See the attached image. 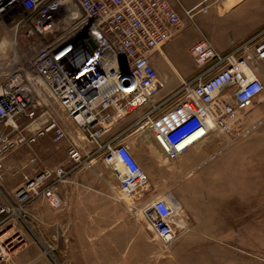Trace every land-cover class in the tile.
<instances>
[{"label": "built area", "instance_id": "1", "mask_svg": "<svg viewBox=\"0 0 264 264\" xmlns=\"http://www.w3.org/2000/svg\"><path fill=\"white\" fill-rule=\"evenodd\" d=\"M23 18L29 20V34L48 38L35 51L31 65L47 87L49 97L115 172L124 194L143 189L147 178L127 143L117 142L116 136L102 141L111 125L143 109L137 122H142L165 156L174 160L211 134L225 146L236 135H243L246 130L240 132L239 126L244 111L264 91V29L227 53L217 51L201 33L190 53L202 70L156 100L165 81L150 57L180 25V15L168 0H0V20L20 22ZM83 27L91 33V41H83L86 44L73 65L58 62L73 48L78 41L74 36ZM29 92L18 75L0 84V178L2 160L8 153L48 133L54 142L68 139L67 158L72 166L92 159L78 137H68L66 126L52 115L40 126L29 128L39 119L38 101L30 100ZM21 117L30 120L23 129L17 122ZM68 171L58 166L34 178L24 176L23 184L14 192L15 202L0 201V231L34 196L41 194L57 207L59 200L50 180L57 181ZM142 209L159 240L171 242L179 207L155 196ZM12 249V240L0 241V262ZM52 264L65 263L55 260Z\"/></svg>", "mask_w": 264, "mask_h": 264}, {"label": "rangeland", "instance_id": "2", "mask_svg": "<svg viewBox=\"0 0 264 264\" xmlns=\"http://www.w3.org/2000/svg\"><path fill=\"white\" fill-rule=\"evenodd\" d=\"M187 10H190L188 14L183 10L179 12L180 25L176 28L185 38L199 32L219 41L249 33L254 35L264 29V0H200L194 9ZM29 29L27 18L20 22L0 20V84L18 75L30 90L29 99L38 101L36 114L39 119L29 128L34 129L44 122L39 121L52 115L66 126L68 137H78L90 158L101 159L92 143L49 97L47 87L33 69L31 58L48 38L29 34ZM156 69L165 81L158 93L165 95L163 97L178 88L180 81L201 70L190 65V69L184 71L186 77L180 78L179 72L164 66ZM138 111L111 125L101 139L105 141L116 136V141L120 142V138L125 137L134 158L137 161V156L144 158V164L138 161L147 178L145 187L140 189L143 196L139 216L144 219L142 208L151 198L173 196L174 181L178 177L176 167L180 162L186 164L185 174L195 180L191 189L194 204L184 210V228L180 229L174 221L175 236L171 242H161L148 222L144 231L150 239L149 245H135L132 253L118 255V262L114 264H264V91L244 112L239 126L240 132L246 130L243 135H236L225 146L220 138L211 134L174 160L165 156L142 122H137L143 109ZM29 121L22 117L17 119L19 128L23 129ZM40 138L36 142L39 143ZM45 138L51 150L42 151L41 159L53 164L65 159L68 139L54 142L50 133L42 137ZM113 189L121 193L122 200L126 199L119 190L118 181ZM25 224L27 233L39 229L33 221ZM122 234L123 231L118 232V236ZM1 240L7 241L4 237ZM38 240L44 245L43 237ZM13 242L15 248L23 240L17 238Z\"/></svg>", "mask_w": 264, "mask_h": 264}, {"label": "crops", "instance_id": "3", "mask_svg": "<svg viewBox=\"0 0 264 264\" xmlns=\"http://www.w3.org/2000/svg\"><path fill=\"white\" fill-rule=\"evenodd\" d=\"M168 2L179 13L182 8L194 9L200 0H183V3L180 2L181 6L175 0ZM179 33V30L173 29L171 39L156 48L150 60L155 67L164 66L170 71L179 72L180 78H185L187 74L184 71L189 70L190 65H196L202 70V66L196 64L189 53L190 47L202 36L195 32L191 37L185 38ZM252 35L249 33L219 41L205 36L217 51L227 53ZM163 96L156 94L155 99L159 100ZM41 122L43 120L39 121ZM124 139L125 137L120 138V141L125 142ZM40 140L39 143L21 145L3 158L0 201L15 202L14 192L23 184L24 176L34 178L39 172L54 170L58 166L69 171L57 181L50 180L59 200L57 207L51 206L40 194L34 196L4 224L0 238L4 237L12 242L17 238L23 240L12 249L4 264H27L31 261L52 264L55 260L65 264H114L118 262V255L132 253L131 249L135 245H149L150 239L144 231L148 221L145 216L146 221L139 216L143 196L141 190L124 194L126 199L122 200L121 193L113 189L117 182L115 172L102 159L92 158L74 167L66 156L53 164L41 159L42 151L51 150V144L46 143L47 138L41 137ZM137 159L144 164V158L137 156ZM185 167L186 164L182 162L176 167L178 177L173 186V196L180 204L179 212L175 215V220L181 215V220L177 222L180 229L185 227L184 210H189L194 204L191 189L195 180L185 174ZM26 221H33L35 227L39 228L38 231L27 233L24 229ZM120 231L124 234L118 236ZM39 237L44 238V245L38 240Z\"/></svg>", "mask_w": 264, "mask_h": 264}, {"label": "bare ground", "instance_id": "4", "mask_svg": "<svg viewBox=\"0 0 264 264\" xmlns=\"http://www.w3.org/2000/svg\"><path fill=\"white\" fill-rule=\"evenodd\" d=\"M228 4V3H227ZM233 4V3H232ZM230 6V5H229ZM228 6V7H229ZM223 11V10H222ZM220 12V11H219ZM78 41L73 43V48L67 52H65L64 54H62L58 60V62L61 63H66V65L71 66L73 65L74 62H76V56H78V54H80V51L83 49L84 45L88 42L91 41L92 39V35L91 33L87 32L86 28L83 27L80 29V31L74 36ZM82 39V40H81ZM85 41V42H83ZM246 73L248 75V78H250L251 74L246 70ZM167 201L170 204H173L175 207H179V202L177 200L174 199L173 196L168 195V197L166 198ZM177 201V202H176ZM182 209V208H181ZM183 213V212H182ZM183 217V216H182ZM181 220V215L180 217H177L175 222H179Z\"/></svg>", "mask_w": 264, "mask_h": 264}]
</instances>
